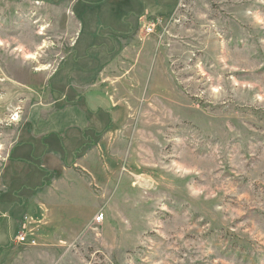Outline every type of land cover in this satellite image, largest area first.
Listing matches in <instances>:
<instances>
[{"label": "rangeland", "instance_id": "rangeland-1", "mask_svg": "<svg viewBox=\"0 0 264 264\" xmlns=\"http://www.w3.org/2000/svg\"><path fill=\"white\" fill-rule=\"evenodd\" d=\"M145 2L0 0V247H13L0 264H264V0ZM57 73L73 78L54 85ZM65 95L41 119L81 95L103 130L113 120L102 151L118 185H81L75 205L50 197L51 231L79 227L71 238L13 244L37 214L21 200L39 161L9 157L35 109Z\"/></svg>", "mask_w": 264, "mask_h": 264}, {"label": "crops", "instance_id": "crops-1", "mask_svg": "<svg viewBox=\"0 0 264 264\" xmlns=\"http://www.w3.org/2000/svg\"><path fill=\"white\" fill-rule=\"evenodd\" d=\"M137 1L142 5V0ZM144 6L146 8L148 7L146 2ZM150 13H158V11L153 12V10L150 9L145 10V14L150 15ZM125 19L126 17L122 15L116 20L121 22ZM122 25L125 27V30L119 31L117 28H119L120 24H116V29H114L112 25H109V31H111V35H122L127 41L132 37L126 36L125 34L132 29L126 27V24ZM82 31L83 30H81V33L80 30L77 31L78 35H80L79 37H81ZM143 31L144 30L141 29L140 33L137 35L141 41L145 40V37L152 36ZM93 32L94 31L88 35L89 40L87 41V44L99 36V32H97V35ZM134 33L135 32H133V34ZM143 33H145L144 37L142 36ZM112 37L113 36H110V40ZM118 38L120 39L121 37H114L115 40ZM95 48L96 47H93V49ZM102 53L104 54V52ZM83 76V73H81L79 79L83 78ZM58 77L59 73L52 78V83H54V85L58 84L60 80L73 78V75L69 76L65 73L59 79ZM95 92H97L94 94L95 97L101 99L103 91L95 90ZM66 96L68 95L63 96L52 105L46 107V105L43 104L42 109H35L34 115L31 116L34 121L29 120L26 125L27 128H30V143L28 146L23 145L20 142L15 143L16 145L13 150L16 152V155L8 156L10 160L13 158V160L16 159L20 162L18 165H23L28 160L39 161L37 167L35 166V162H32V167H34L35 170L31 171L32 173L30 172V184L24 186L35 187L33 200L29 202L31 204L26 202V200H21V204L27 206V209L32 205L31 207L36 209L37 214H33L31 217L30 215H25L20 222V229L21 231L25 227L30 229V222H32L33 225L37 224L36 229L34 228L37 245L24 247H39L42 251L45 247L52 244V241L54 240L62 241L71 238L74 235L71 233L72 230H75L74 233H78L81 230L79 227L68 228L65 233L60 232L59 234L51 231L52 218L53 223H55V221L53 217L54 206L51 205V202L54 201V199L51 200L50 197L54 198L55 195H60V199L64 204H70L72 202L77 203L80 198V192L76 190V193H74V189L80 188L81 185H86V183L89 184L90 188L98 187V185H105L108 187L110 185L117 186V179H119L117 165L113 161H108L107 163L105 160L106 158H104L106 156L102 151V145L105 144L106 133L114 134V130H112L113 120H109V128H105L104 132L102 126L99 124L100 122L97 120L98 118L94 116H92V118L89 117L88 110L91 109H87V107L82 104L81 101L83 100V96L77 95L75 103L66 104L61 109L53 110V112L57 113L56 115L54 114L55 117L53 116V119H41L43 112L44 114H46V111L51 112V109H53L56 104L64 102L67 99ZM99 102L100 101H98V103ZM54 108L57 109L56 107ZM98 108V112H107L106 107L100 106ZM62 117H64V119L59 120V118ZM90 127L94 128L91 130L93 136L88 135L87 133ZM57 146L60 150L57 149ZM8 157H5V160L7 163L11 164L12 160L8 162ZM7 166L8 164L6 165V168ZM18 169L19 172H17L16 175H20L19 179L25 178L27 174L29 175V171L23 172L22 167L18 166ZM115 182L116 184L114 185ZM61 200L60 202H62ZM56 201H58V199H56ZM4 217L9 218V214H5ZM35 218H37V221ZM41 223L43 226L40 225ZM62 226L63 223H61L60 227L62 228ZM0 248H3V250H9L13 247L12 243H10L9 245Z\"/></svg>", "mask_w": 264, "mask_h": 264}, {"label": "built area", "instance_id": "built-area-1", "mask_svg": "<svg viewBox=\"0 0 264 264\" xmlns=\"http://www.w3.org/2000/svg\"><path fill=\"white\" fill-rule=\"evenodd\" d=\"M160 21L157 22H150L147 27L145 32L148 35L155 34L156 28L159 25ZM105 215L102 213L98 215L96 221L97 222H102L104 220ZM27 220V219H26ZM13 244L17 245H23V246H35L37 245V239L34 235L33 230L28 229L25 227L20 233L17 234V236L12 240Z\"/></svg>", "mask_w": 264, "mask_h": 264}, {"label": "trees", "instance_id": "trees-1", "mask_svg": "<svg viewBox=\"0 0 264 264\" xmlns=\"http://www.w3.org/2000/svg\"><path fill=\"white\" fill-rule=\"evenodd\" d=\"M0 250H3V248H0Z\"/></svg>", "mask_w": 264, "mask_h": 264}]
</instances>
